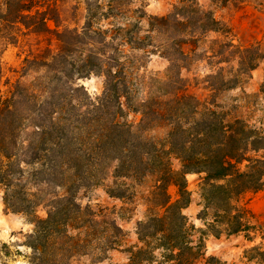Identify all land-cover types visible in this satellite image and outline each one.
I'll use <instances>...</instances> for the list:
<instances>
[{
    "label": "trees",
    "instance_id": "trees-1",
    "mask_svg": "<svg viewBox=\"0 0 264 264\" xmlns=\"http://www.w3.org/2000/svg\"><path fill=\"white\" fill-rule=\"evenodd\" d=\"M62 1L0 0V43H20V32L45 38L23 61L22 77L31 75V80L19 79L8 95L1 86L5 74L0 61L4 203L14 212L33 216L38 206L47 209L46 218L33 220L30 264H70L78 255H106L117 249L125 233L112 213L82 206L77 195L110 182V196L132 201L134 189L147 179L154 180L150 202L159 211L138 223L144 246L129 251L128 264L150 262L159 247L184 264L190 263V255L197 261L201 246L195 248L188 240L183 214L191 203L186 175L205 174V199L220 209L230 233L242 231L248 212L233 202L264 187V156H250L264 150V134L242 120L227 121L220 111L184 91L180 72V63L188 59L184 46L198 31L217 30L218 22L200 9L196 10L200 16L190 22L185 2L167 16H149L152 32L166 36L156 47L169 62L164 78L157 80L166 91L135 103L139 90L134 88L133 71L136 65H144L142 56L154 53L147 50L153 37L146 43L139 24L96 28L100 6L92 8L88 2L85 26L60 30ZM125 47L135 56L141 52L140 59L133 55L132 61L127 60ZM92 76L104 80L102 92L95 97L81 83ZM138 81L145 82L142 75ZM125 106L141 115L137 124L124 120ZM160 126L168 129L165 144L150 135ZM171 155L181 162L178 173L172 168ZM172 184L179 192L175 201L168 191ZM151 241L157 242L155 247ZM252 251L264 264V248ZM205 264L223 263L209 257Z\"/></svg>",
    "mask_w": 264,
    "mask_h": 264
},
{
    "label": "rangeland",
    "instance_id": "rangeland-1",
    "mask_svg": "<svg viewBox=\"0 0 264 264\" xmlns=\"http://www.w3.org/2000/svg\"><path fill=\"white\" fill-rule=\"evenodd\" d=\"M94 8L100 6L94 26L112 29L115 26L127 25L134 28L139 24L141 37L146 43L153 37L152 46L147 50L154 51L151 56H142L144 65H136L133 71L134 88L139 90L135 103L148 95L161 96L165 87L157 80L163 79L169 62L162 49L166 36L153 33L149 26V16L163 17L187 5L186 14L189 21L198 18L200 11L210 12L218 22L217 30L193 34L184 46L188 59L180 63L181 77L184 79L185 93L195 98L202 105L220 111L227 121H244L250 128L264 134V0H64L59 4L61 13L60 30L64 28L82 29L86 24L87 3ZM146 13L145 17L141 16ZM48 25L55 29L53 21ZM22 32H25L23 30ZM20 43L4 45L0 43V61L4 68L2 90L8 95L11 86L19 79L30 81L32 76L22 77L23 61L29 51L36 49V44L44 37L35 35L23 36L20 32ZM148 37V38H147ZM151 43V42H150ZM44 41L40 45L45 46ZM156 47H158L156 49ZM125 57L141 56L125 47ZM140 59V58H139ZM255 65L251 69V64ZM142 75L144 83L139 84L138 76ZM103 78L92 76L81 83L88 93L95 97L103 90ZM138 83V85H136ZM137 105V104H135ZM124 120L137 124L141 115L134 109L125 106ZM168 129L155 127L150 135L165 144ZM250 156H264V150L251 153ZM172 168L176 173L181 170L180 160L171 155ZM205 174L186 175L187 187L191 193V203L183 210L187 218V237L196 248L201 246L198 260L190 255L189 264H205L209 257H216L223 264H260L255 258L254 247L264 248V187L258 192L245 194L234 205L244 214V227L241 232L230 233L222 218L220 209L210 205L203 191ZM107 185L103 183L90 189H83L77 195L82 206H91L95 210L107 209L123 229L125 236L120 240L117 249L106 255L99 253L78 255L70 264H128L130 250L142 247L139 241L138 223L147 220L159 207L150 202L153 179L145 180L134 191L132 201L112 197ZM29 191L36 188L28 186ZM172 201L178 198V187L172 184L169 189ZM4 187L0 184V262L2 264H30L34 250L30 247V235L35 231L34 217L46 218L47 209L40 205L35 214L27 215L8 209L4 203ZM225 222V223H223ZM152 247L157 242L151 241ZM188 255V254H187ZM192 259V260H191ZM145 264H184L172 258L169 251L161 247L155 249L153 259Z\"/></svg>",
    "mask_w": 264,
    "mask_h": 264
}]
</instances>
